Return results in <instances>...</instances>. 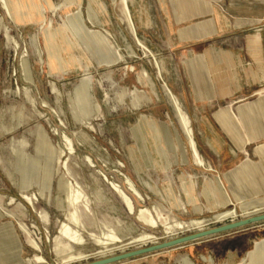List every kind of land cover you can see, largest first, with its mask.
Instances as JSON below:
<instances>
[{"label": "rangeland", "instance_id": "1", "mask_svg": "<svg viewBox=\"0 0 264 264\" xmlns=\"http://www.w3.org/2000/svg\"><path fill=\"white\" fill-rule=\"evenodd\" d=\"M101 1L106 11L98 6L93 22L87 20L89 0H81V14L75 0H10L14 20L0 7V264H30L28 259L35 252L50 264H77L141 246L124 243L142 231L153 232L156 241L170 238L162 227L151 228L128 213L112 183L131 196L135 208L156 203L184 220L210 217L215 211L232 207L237 210V218L249 214L247 211H264L252 208L254 204L235 201L221 206L214 199L210 203L203 195L205 178H216L211 173H217L194 162L163 87L166 82L171 88L174 66L158 1L128 0V5L138 37L160 60L161 76L153 57L130 32L118 0ZM38 3L43 6L41 13ZM40 14L43 23L33 19ZM5 26H9L18 44L5 36ZM100 34L110 38L123 54V60L111 61ZM85 82L89 85L87 102H78L75 107L74 91ZM141 116L160 128L168 166L159 157L152 129H147V143L135 139L133 129ZM197 129L195 134L200 138ZM65 135L72 140L71 152ZM125 175L132 179L142 197L130 192ZM61 178L78 183L84 193V200L79 203L85 225L80 229L84 242H69L66 247L55 249L54 237L68 208ZM144 180L154 189H149ZM184 180L193 181L199 210L188 201ZM215 181L228 198L218 178ZM167 188L181 198L186 208L174 204L166 194ZM84 202L90 211L85 209ZM226 219L208 221L205 228L230 218ZM19 221L26 223L35 235L40 251L25 242ZM263 225L254 224L236 234L206 237L112 264H181L182 254L194 264H264V250L254 247L253 255H249L252 240L264 236L258 230ZM111 229L120 241L99 251L104 246L88 231L100 236ZM195 230H177L172 235ZM68 252H85L87 256L60 263L59 256Z\"/></svg>", "mask_w": 264, "mask_h": 264}, {"label": "crops", "instance_id": "2", "mask_svg": "<svg viewBox=\"0 0 264 264\" xmlns=\"http://www.w3.org/2000/svg\"><path fill=\"white\" fill-rule=\"evenodd\" d=\"M157 1L173 59L170 86L197 125L192 126L199 151L210 165L206 168L217 173H211L216 178H205L202 190L207 183L211 196L210 181L218 178L230 200L227 204L235 201L264 208V0ZM99 38L111 61H119L104 35ZM148 128L168 166L161 130L153 121L141 116L133 129L135 139L147 143ZM144 183L154 189L149 181ZM187 184L193 186V181L182 183ZM166 194L176 206L186 208L171 188ZM213 199L219 203L214 194ZM193 203L199 210L196 200ZM44 221H48L45 212ZM259 228L264 232V226ZM262 239H253L250 250Z\"/></svg>", "mask_w": 264, "mask_h": 264}, {"label": "bare ground", "instance_id": "3", "mask_svg": "<svg viewBox=\"0 0 264 264\" xmlns=\"http://www.w3.org/2000/svg\"><path fill=\"white\" fill-rule=\"evenodd\" d=\"M73 3V2H72ZM118 3L120 5V9L122 13L124 14L125 20L128 23L130 32L132 35L136 38L137 43L141 45L146 51L149 52V54L153 57L155 66L157 68V74L158 76H161V73L163 72V69L160 65V60H158L151 51L150 48L146 45L145 41L143 39H140L136 33V29L131 17V12L129 9L128 5V0H118ZM75 4L77 5L78 8V13L81 14V0H75ZM38 9L40 13L43 11V6L41 3L37 4ZM89 6L91 7L88 10V17L87 20L89 22H93V18L95 15H97L96 8L99 6L102 8V10L106 11L105 7L103 6V3L101 0H89ZM93 6V7H92ZM0 7L3 8L8 12L10 17L14 20V12H13V6L10 3V0H0ZM54 9L55 7L52 6ZM34 21L40 20V23H43V17L42 14H40L37 18H33ZM105 30V29H104ZM107 32V31H106ZM4 34L6 37L9 39H13L16 44H18V41L12 36L11 29L9 26H5L4 29ZM106 39V43L110 45V47L113 48V51L116 55V58L119 60H123L124 56L123 54L115 47L113 42L110 40L109 37L104 35ZM162 79V78H161ZM88 83L85 82L82 87H77L75 89V99H74V104L76 107V103H86L87 102V89ZM163 87L165 89L166 94H168L169 99L172 103L173 109H174V114L176 116V119L178 121V124L180 126V129L182 130V133L184 134L186 138V146L191 152V155L193 157V160L196 164L203 166V167H210V165L207 163V161L204 159L202 156L201 152L199 151L197 142L195 140L194 136V131L191 125V119L187 113V111L184 109L180 99L178 96L172 91V89L166 84V82L163 83ZM56 90V88H53ZM92 95V94H91ZM92 98V97H91ZM44 101V100H43ZM45 102V101H44ZM41 105V104H40ZM44 105V104H43ZM45 106H48L45 103ZM94 110V109H93ZM54 111V110H53ZM83 115H86V113L83 111ZM80 114V117L83 118V115ZM161 136V132L159 133ZM65 139L67 140V146L69 149V152H71L74 149L72 140L65 135ZM177 149V145H175V148ZM61 151H64L61 148ZM125 177V182L128 185V189L130 192L137 197H142V194L138 190V188L135 186L134 182L132 179L128 176ZM60 182L62 183L63 190L65 192V198H63L67 203H68V208L66 211V218L60 222L59 225V231L58 234L54 237L55 240V249H61L64 248L68 245L69 242L76 243V244H81L84 242V238L80 232V229L84 228L85 225L82 222L80 213H79V203H82L84 200V193L82 192L80 185L78 183H73L69 179H64L61 178ZM210 183L212 184V195L214 194L221 206H225L230 200L226 198V196L222 193L221 187L218 185V183L215 180H211ZM112 186L116 193L120 196L125 208L127 209L128 213H132L135 216V219L137 221H140L147 226L151 228H157V227H162V231L166 234H168L170 237H175L172 234L176 233L177 230H190V229H206V224L208 221H223L226 218H230L235 220L237 218V210L232 208L228 209H223L221 211H215L212 216L210 217H200V218H191L189 220H184V219H179L175 217L174 215H171L168 211L163 210L158 204H154L153 206L151 205H145L144 206H139L135 208L133 200L131 196L121 187H119L117 184L112 183ZM185 193L188 197L189 202H193L196 200V197L193 195V186L192 184H187V186H183ZM208 186L207 183L204 184L202 192L206 195L207 200L211 202V196L208 195L207 192ZM27 200H29V197L27 195H23ZM36 197V195H34ZM13 199V198H12ZM178 201H180L179 197H176ZM247 200V199H246ZM240 201V199H239ZM250 202V201H249ZM256 202V201H255ZM215 203V202H214ZM32 206L33 204L30 203ZM62 204V203H61ZM215 205V204H214ZM263 205V204H262ZM84 207L86 210L90 211V207L88 206L87 202H84ZM213 207V204L210 205V208ZM261 210V209H260ZM156 212V215H155ZM247 215H253L255 213H260V212H255L250 214V211H247ZM8 215L11 214L10 211L7 212ZM229 219V220H230ZM227 220V219H226ZM19 229L23 232L24 240L25 242L33 248L35 251H40L41 246L35 235L32 233V231L27 227L26 223L19 221ZM90 235H92L96 241L104 246L105 249H100L99 251H104L108 249V244L112 242H117L120 241V236L114 231V229L104 231L102 232V235H95L94 232L88 231ZM155 238H157V235H155L153 232L150 231H142L136 235H132L130 237V240L124 243H140L141 246H144L145 243L151 242V243H156L159 241H156ZM144 244V245H143ZM181 246V245H179ZM123 247V246H122ZM121 247V249H122ZM140 247V246H139ZM177 246H172L170 248H174ZM255 247L258 250H264V239L260 240V242L255 243ZM163 250V249H162ZM159 251V250H157ZM113 252V251H112ZM156 252V251H154ZM110 254V253H109ZM147 254V253H146ZM145 255V254H143ZM249 255H253V250L249 252ZM87 256V253L85 252H68L65 254H61L59 256V262H69V261H75L79 259H84ZM141 256V255H140ZM137 257V256H136ZM180 260H182L181 264H194L190 258L186 254H182L180 256ZM130 259V258H128ZM30 264H50L47 259L40 254L39 252H35L31 257L28 259ZM126 260V259H124ZM123 261V260H121ZM120 262V261H118ZM116 263V262H115ZM112 264V263H110ZM229 264H238V263H229ZM240 264V263H239Z\"/></svg>", "mask_w": 264, "mask_h": 264}, {"label": "water", "instance_id": "4", "mask_svg": "<svg viewBox=\"0 0 264 264\" xmlns=\"http://www.w3.org/2000/svg\"><path fill=\"white\" fill-rule=\"evenodd\" d=\"M254 224H264V211L253 215H246L235 220L230 219L226 222L207 227L206 229H198L179 236L170 237L156 243L145 244L144 246L135 247L129 250H121L118 253H112L106 256H101L92 260H86L77 264H110L124 259L133 258L143 254H148L157 250L179 246L188 242L201 240L202 238L216 236L225 233H234L240 230L249 228ZM264 226V225H263Z\"/></svg>", "mask_w": 264, "mask_h": 264}, {"label": "built area", "instance_id": "5", "mask_svg": "<svg viewBox=\"0 0 264 264\" xmlns=\"http://www.w3.org/2000/svg\"><path fill=\"white\" fill-rule=\"evenodd\" d=\"M257 29H260V27H259V28H257Z\"/></svg>", "mask_w": 264, "mask_h": 264}]
</instances>
